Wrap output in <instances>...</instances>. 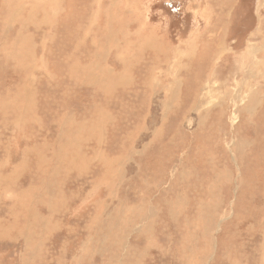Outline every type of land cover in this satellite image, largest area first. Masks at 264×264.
I'll return each instance as SVG.
<instances>
[{
    "label": "rangeland",
    "instance_id": "1",
    "mask_svg": "<svg viewBox=\"0 0 264 264\" xmlns=\"http://www.w3.org/2000/svg\"><path fill=\"white\" fill-rule=\"evenodd\" d=\"M0 264H264V0H0Z\"/></svg>",
    "mask_w": 264,
    "mask_h": 264
},
{
    "label": "bare ground",
    "instance_id": "2",
    "mask_svg": "<svg viewBox=\"0 0 264 264\" xmlns=\"http://www.w3.org/2000/svg\"><path fill=\"white\" fill-rule=\"evenodd\" d=\"M96 2V1H95ZM223 45V44H222Z\"/></svg>",
    "mask_w": 264,
    "mask_h": 264
}]
</instances>
